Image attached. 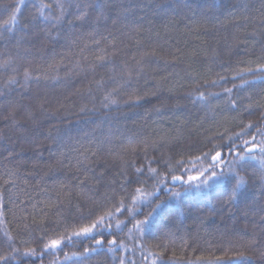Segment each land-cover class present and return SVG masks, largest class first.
<instances>
[{
    "label": "trees",
    "instance_id": "1",
    "mask_svg": "<svg viewBox=\"0 0 264 264\" xmlns=\"http://www.w3.org/2000/svg\"><path fill=\"white\" fill-rule=\"evenodd\" d=\"M17 2L18 23L0 30V63H10L8 72L0 69V191L8 187L5 180L16 181L10 193L4 191L0 238L7 232L21 253L34 248L37 255L17 256L13 264H211L217 258L264 264L257 162H247L255 166L247 168L254 179L233 199L229 175L205 193L184 192L171 179L210 171L205 153L220 151L232 160L251 139L236 135L249 123L252 135L257 127L264 130V79L246 74L264 62V0H103L107 8L99 22L91 8L87 18L74 13L77 4L101 0H57L65 4L66 19L56 28L52 18L61 15L59 7L42 9L45 19L34 7L41 0H0V23L7 18L3 9ZM57 31L65 34L58 41L52 39ZM102 49L115 67L85 70L83 58L94 61ZM23 67L41 77L39 88L24 80ZM12 75L18 83L8 86ZM197 88L207 104L193 103ZM109 93L115 103L104 100ZM221 169L229 171L226 164ZM170 191L182 195L171 198ZM155 197L165 201L163 208L143 230L134 227ZM121 202L123 210L116 212ZM106 212L113 213L106 218L112 229L103 232V245L95 244L99 230L95 239L73 236L91 223L86 217ZM113 236L119 246L109 251ZM57 238L63 239L60 249L41 254Z\"/></svg>",
    "mask_w": 264,
    "mask_h": 264
},
{
    "label": "snow or ice",
    "instance_id": "2",
    "mask_svg": "<svg viewBox=\"0 0 264 264\" xmlns=\"http://www.w3.org/2000/svg\"><path fill=\"white\" fill-rule=\"evenodd\" d=\"M54 6H57L61 9V15L60 16H54L52 19L54 21L53 28H56L59 26V23L62 22L64 19H66V8L64 3H57V0H47V2H44V0H41V2L38 5H35L37 9V15L41 18H47L44 17L42 9H47L51 11ZM72 5L68 3V7H71ZM77 12L74 13L77 16V19H79L81 16L87 18L89 15L88 9L91 8L92 12L98 13L96 17V21L99 22V20L104 16L105 10L107 8V5L103 3V0L101 2L93 4V5H83V7L80 4H77L76 6ZM235 7V6H233ZM245 8L248 7L247 4L244 5ZM3 12L7 13V18L3 20L2 23H0V30H3L5 32L12 31L14 29V26L18 23V15L20 13V2H17L14 6H9L3 9ZM264 15V13H262ZM243 20L247 21L249 18L247 15L242 17ZM31 23V21H29ZM69 24H72V21H69ZM25 30H27V25H25ZM264 35V31L261 33ZM64 33L61 31H57L55 37L52 39L59 40L64 37ZM37 39H40L39 36H37ZM247 39L243 40L242 43H247ZM94 43L98 46L100 44V41L96 40ZM262 45H264V41H261ZM114 52L112 55L115 54V45H113ZM84 49H81V52H83ZM103 54H97L95 56L94 61H88L87 57H84V69L88 71H95L97 67L100 68H106L109 65H112L113 68L115 67V60L110 57V55L107 53L106 50H101ZM138 64L140 62H137ZM251 63V62H249ZM10 68L9 61H4L3 63H0V69H3L5 72H8ZM23 77L24 80L27 82L29 80H32L33 83L37 85L39 88L41 77L39 75L33 76V74L29 71L28 67H23ZM12 73H18L19 69L17 68H11ZM246 74H250L253 76H257L258 79H264V62L258 63L255 68H247ZM259 74V75H257ZM245 73H237V76L244 81L245 84L249 83V81L244 79ZM223 79V77H221ZM18 81L16 79L15 75L10 76V78L6 81V84L8 86L17 84ZM99 83V82H98ZM213 84L216 82L213 81ZM116 91V90H114ZM198 94L196 95V98L193 100V103H196V101H201L207 104L208 96L205 95L204 92L199 91V88L195 90ZM227 92H231V89H226ZM189 98L193 96V93H189ZM112 96V93H109L104 97L105 101H110L111 103H115V100H110V97ZM39 98V93H37V96L34 97V99ZM105 106H107L105 104ZM233 108L236 107V102L232 101ZM254 127L253 124L249 123L245 126L244 129L240 133H237L236 135L238 137H243L245 134L251 136V139H245L243 140V146L239 147L235 154L233 155L232 160H225V158L222 156L220 151H215V155H211V152L205 153L204 155L206 157L210 156L212 163L210 164V171L204 170L202 172H199L198 175H190L187 177V180L184 179L183 176L180 175H172L171 179L172 181L181 182L180 187L184 192L191 191L193 189L204 191L207 188L211 187V183L213 181H217L221 179L223 176H225V172L221 169L219 172H217V168L221 164H226L228 166V175L231 181H233L232 189H231V195L230 199L235 198L236 193L238 190L246 185L249 181L254 179V176H248L247 168L248 167H255L252 165H248L249 160H257L259 167L256 169V171L259 173L260 176V183L262 186H264V139L257 142L256 135H260L264 137V130L257 127L256 128V135H252L251 132H249V129H252ZM60 137L57 135V137L53 138L54 143L59 140ZM143 143V142H142ZM102 150V148H101ZM229 153H233V148L230 146ZM93 156L96 155L95 152L92 153ZM138 173L143 174V169H136ZM151 173H156V169H149ZM243 173L244 175H241ZM123 173H121L122 175ZM11 175V174H10ZM247 177V180L245 179ZM163 180L157 179V184L163 183ZM4 185L8 186L4 189V191L11 192V189L16 187V181L15 179H7L4 181ZM4 191H0V212H2L3 208L6 207L5 201V195ZM91 191V189H89ZM137 192H140L141 189H137ZM86 195V193H85ZM147 195L151 196L152 193H147ZM182 192L181 191H170V197L171 198H179L181 197ZM107 199V197H106ZM159 201V202H157ZM23 203V202H21ZM165 204V201L160 200L159 197H155L151 201V210L147 213V216L144 220L137 221L134 227H137L141 230L146 228L149 225L150 218L153 216L154 213H156L158 210H161ZM35 207V205H33ZM123 210V203L121 202L118 206H116L115 211L121 212ZM262 212H264V208L261 209ZM113 213L112 212H106L104 215L99 216L96 219H92L91 216L86 217V219H90L91 223L89 225H86L84 227H81L79 231L74 232L73 236L75 237H88L90 235L93 236L95 239V236L93 235L97 230L100 231L101 235L99 239H95V244L97 246H101L105 242V238L103 236L104 231H110L112 229V224L108 223L107 219H111ZM28 221V217L25 216L22 218L23 227L25 229H28L30 227ZM123 222H118L116 227L119 228L120 224ZM262 223H264V220H262ZM264 231V229H262ZM67 239H71V237H67ZM63 244V239L57 238L50 240L49 243L44 245L43 252H46L48 250H57L60 249L61 245ZM107 244L110 246L109 251H114L116 247H118V242L113 236L111 239L107 240ZM0 249H3L4 251L0 253V264H13V261L16 259L17 256H35L37 255L36 249L34 248H28L24 250L21 253V250L15 246V240L14 238L7 232H4L3 237L0 238ZM96 248L85 249V252L89 251H96ZM241 257H243V254H239ZM262 259H264V252L260 253ZM65 258L68 259L69 257L67 254H65ZM203 260V258H200ZM120 264H124L123 261L120 262ZM192 264V262H190ZM211 264H225L220 258H217L214 262H211ZM230 264V261L228 262Z\"/></svg>",
    "mask_w": 264,
    "mask_h": 264
},
{
    "label": "rangeland",
    "instance_id": "3",
    "mask_svg": "<svg viewBox=\"0 0 264 264\" xmlns=\"http://www.w3.org/2000/svg\"><path fill=\"white\" fill-rule=\"evenodd\" d=\"M252 161H255V162H257V160H252ZM258 163V162H257ZM199 174V173H198ZM198 174H196V175H198ZM225 176H223L221 179H219V180H217V181H213L212 183H211V187L210 188H212L213 186H215V185H220V184H223L226 180H227V178H228V171H226L225 172ZM210 188H207V189H205L204 191H199V190H195V192H197V193H205V192H208L209 191V189Z\"/></svg>",
    "mask_w": 264,
    "mask_h": 264
},
{
    "label": "water",
    "instance_id": "4",
    "mask_svg": "<svg viewBox=\"0 0 264 264\" xmlns=\"http://www.w3.org/2000/svg\"><path fill=\"white\" fill-rule=\"evenodd\" d=\"M173 183L175 184V183H176V181H173Z\"/></svg>",
    "mask_w": 264,
    "mask_h": 264
}]
</instances>
